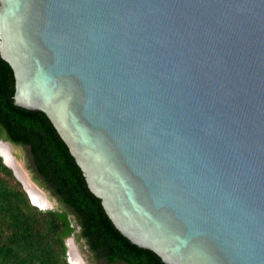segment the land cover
Returning a JSON list of instances; mask_svg holds the SVG:
<instances>
[{
  "label": "water",
  "instance_id": "obj_1",
  "mask_svg": "<svg viewBox=\"0 0 264 264\" xmlns=\"http://www.w3.org/2000/svg\"><path fill=\"white\" fill-rule=\"evenodd\" d=\"M0 57L132 244L264 264V0H0Z\"/></svg>",
  "mask_w": 264,
  "mask_h": 264
},
{
  "label": "trees",
  "instance_id": "obj_2",
  "mask_svg": "<svg viewBox=\"0 0 264 264\" xmlns=\"http://www.w3.org/2000/svg\"><path fill=\"white\" fill-rule=\"evenodd\" d=\"M13 94V72L0 57V142L29 149L34 182L64 208L33 205L0 156V264H70L66 240L76 228L95 264H164L114 227L47 116L16 106Z\"/></svg>",
  "mask_w": 264,
  "mask_h": 264
},
{
  "label": "rangeland",
  "instance_id": "obj_3",
  "mask_svg": "<svg viewBox=\"0 0 264 264\" xmlns=\"http://www.w3.org/2000/svg\"><path fill=\"white\" fill-rule=\"evenodd\" d=\"M1 154L7 162L13 166L17 177L25 186L33 201L42 209L64 208L62 202L51 192L39 187L33 180V173L30 168L28 149L7 141L0 143ZM4 149V151H3ZM68 261L70 264H95L93 253L89 250L86 242L79 236V229L76 228L75 235L66 240Z\"/></svg>",
  "mask_w": 264,
  "mask_h": 264
},
{
  "label": "bare ground",
  "instance_id": "obj_4",
  "mask_svg": "<svg viewBox=\"0 0 264 264\" xmlns=\"http://www.w3.org/2000/svg\"><path fill=\"white\" fill-rule=\"evenodd\" d=\"M0 150H2V149H1V146H0ZM3 151H4V149H3ZM0 155L3 156V155L1 154V151H0ZM3 157H4V156H3ZM4 158H5V157H4ZM5 159H6V158H5ZM7 161H8V160H7ZM9 163H10V162H9Z\"/></svg>",
  "mask_w": 264,
  "mask_h": 264
},
{
  "label": "flooded vegetation",
  "instance_id": "obj_5",
  "mask_svg": "<svg viewBox=\"0 0 264 264\" xmlns=\"http://www.w3.org/2000/svg\"><path fill=\"white\" fill-rule=\"evenodd\" d=\"M28 149V148H27ZM28 151H29V149H28ZM29 154V153H28ZM29 160H30V162H32V159L30 158V156H29ZM79 229V228H78Z\"/></svg>",
  "mask_w": 264,
  "mask_h": 264
}]
</instances>
